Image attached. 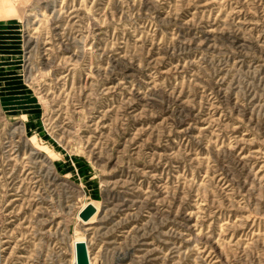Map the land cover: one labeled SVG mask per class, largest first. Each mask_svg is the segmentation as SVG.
<instances>
[{
    "label": "rangeland",
    "instance_id": "1",
    "mask_svg": "<svg viewBox=\"0 0 264 264\" xmlns=\"http://www.w3.org/2000/svg\"><path fill=\"white\" fill-rule=\"evenodd\" d=\"M76 242L264 264V0H0V264Z\"/></svg>",
    "mask_w": 264,
    "mask_h": 264
},
{
    "label": "water",
    "instance_id": "2",
    "mask_svg": "<svg viewBox=\"0 0 264 264\" xmlns=\"http://www.w3.org/2000/svg\"><path fill=\"white\" fill-rule=\"evenodd\" d=\"M95 209L92 205H86L78 214V218L82 222H87L94 214ZM75 264H89L86 244L84 242H76L74 244Z\"/></svg>",
    "mask_w": 264,
    "mask_h": 264
},
{
    "label": "bare ground",
    "instance_id": "3",
    "mask_svg": "<svg viewBox=\"0 0 264 264\" xmlns=\"http://www.w3.org/2000/svg\"><path fill=\"white\" fill-rule=\"evenodd\" d=\"M88 205H89V204H88ZM93 208H94V207H93ZM94 209H95V208H94ZM95 212H96V210H95ZM95 212H94V214H95ZM94 214H93V216H94ZM93 216H92V217H93ZM92 217H91V218H92ZM91 218H90V219H91ZM90 219H89V220H90ZM84 223H85V222H84Z\"/></svg>",
    "mask_w": 264,
    "mask_h": 264
}]
</instances>
